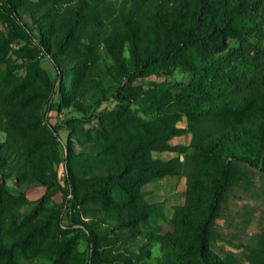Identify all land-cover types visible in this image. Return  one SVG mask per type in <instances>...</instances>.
<instances>
[{"label": "trees", "instance_id": "1", "mask_svg": "<svg viewBox=\"0 0 264 264\" xmlns=\"http://www.w3.org/2000/svg\"><path fill=\"white\" fill-rule=\"evenodd\" d=\"M0 3L15 27L11 39L34 38L60 78L62 66L70 75L81 71L77 66L100 68L96 62L103 53L110 61L107 75L117 83L113 98L118 103L117 109L99 116L96 136L79 135L70 125L63 182L51 180L40 155L23 145L25 134L18 130L20 121L40 124L26 101L35 86L26 88L13 77L6 59L8 42L0 32V132L5 136L0 171L14 173L19 187H56L62 196L60 204L48 207L44 194L35 203L39 219L28 225L6 221L0 209V264H233L213 251L220 238L216 219L250 166L264 173V0ZM26 16L44 30L38 41ZM78 40L87 47L81 50ZM230 40L237 46H230ZM176 68L193 79L174 94L156 84L148 91L134 84L148 75H170ZM181 120L185 127L176 126ZM187 134V146L169 143ZM43 138L57 158L56 136ZM72 138L83 151H74ZM164 151L176 155L166 160L153 156ZM168 176L187 178L184 204L173 207L170 218L163 215L162 203L146 201L143 190ZM2 196L29 202L3 185ZM72 210L76 212L66 214ZM155 212L169 222L170 231L141 229ZM63 217L85 233L88 255H65L55 244L57 253L33 255L35 234L50 227L63 230ZM256 238L250 256L261 261L264 234Z\"/></svg>", "mask_w": 264, "mask_h": 264}, {"label": "rangeland", "instance_id": "2", "mask_svg": "<svg viewBox=\"0 0 264 264\" xmlns=\"http://www.w3.org/2000/svg\"><path fill=\"white\" fill-rule=\"evenodd\" d=\"M112 1L117 4L119 0ZM1 7L4 5L0 6V32L8 42L6 59L11 66L13 77L24 83L26 88H29L31 84L35 86L33 89L34 96L31 95L26 101L30 107L29 112L38 115L40 124L39 122L35 125L27 124V122L20 121L18 130L25 134L21 140L30 152L40 155L39 162L46 165L50 171L51 180H56L62 184L66 145L68 134L71 131L70 125L79 135L81 132H85L89 133L90 136H96V130L100 128L99 116L103 112L118 107V103L113 98L117 83L107 75L110 61L102 53L96 62L100 68L77 66L76 68L81 71L71 75L69 74L70 69L62 66L63 75L60 78L52 61L39 51V46L35 43L34 38L11 39L10 32L14 31L15 27L11 22V17ZM25 20L36 41H38L41 37L40 34L42 35L40 29L41 31L44 30L38 28V23L32 17L26 16ZM78 42L76 45L81 50L84 48L83 46L87 45L86 42L79 40ZM229 45L234 47L237 46V43L230 40ZM124 55L127 57V53ZM125 61L128 62V60ZM28 75H30L29 81L24 82ZM192 79L191 73L176 68L170 75H148L136 79L134 84L143 91L152 89L153 85L156 84L174 94L182 85L188 84ZM76 105L81 107L82 111L77 110ZM46 124L52 130L45 127ZM185 125V120L176 123V126L181 128ZM50 134L56 136L57 158H55L51 148L42 144L43 137H49ZM4 139V134L0 132V142H3ZM189 141L190 136L187 134L174 136L169 143L187 146ZM71 143L75 152L84 150L74 138L71 139ZM262 154L264 155V146ZM175 155L176 153L171 151L153 153L155 158L163 160L170 159ZM53 159H55L54 162H52ZM202 175L203 173L199 174V176ZM14 178V173L0 171V186L3 185L4 189L11 194L22 193L29 202L22 203L3 198V196L0 197V209L6 215V221L11 219L15 224L22 226L39 219L41 210L39 205L35 203L44 194L48 196L46 203L48 207L61 203L62 196L56 187L50 189L37 185L19 187ZM186 183L187 178L185 176H169L161 181L150 182L143 188L146 192L145 198L151 204L162 203L163 215L170 218L173 213L172 208L184 204ZM71 212L76 211H67L66 214ZM220 212V217L216 219L220 238L217 240L213 251L221 257H229L233 264H264V260L252 259L249 249L256 247V237L259 234H264V173L257 166H250V169L246 171L245 178L237 182L232 188L222 203ZM75 216L77 217V214ZM80 217L82 218V216ZM62 221L63 230L50 227L43 230L42 233L35 234L33 245L37 250L33 255L57 253L58 251H55L53 247L54 244L59 245V251L64 250L65 255H88L85 233L78 230L77 226L70 223L66 217H63ZM141 229L153 233L160 231L161 234H164L170 231L171 227L168 221H164L155 212L145 224L141 225ZM142 245L146 247L144 243ZM106 249L108 251L111 249L112 253V247H106ZM29 264H45V262L38 260Z\"/></svg>", "mask_w": 264, "mask_h": 264}, {"label": "crops", "instance_id": "3", "mask_svg": "<svg viewBox=\"0 0 264 264\" xmlns=\"http://www.w3.org/2000/svg\"><path fill=\"white\" fill-rule=\"evenodd\" d=\"M168 177H169V176H168ZM165 178H167V177H165ZM165 178H163V179H165ZM163 179H161V180H163ZM161 180H158V181H161ZM147 184H148V183H147ZM145 185H146V184H145ZM145 185H144V186H145ZM143 188H144V187H143ZM143 190H144V189H143ZM145 193H146V192H145ZM145 199H146V198H145ZM146 201H147V200H146ZM150 204H151V203H150Z\"/></svg>", "mask_w": 264, "mask_h": 264}]
</instances>
